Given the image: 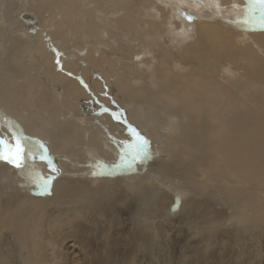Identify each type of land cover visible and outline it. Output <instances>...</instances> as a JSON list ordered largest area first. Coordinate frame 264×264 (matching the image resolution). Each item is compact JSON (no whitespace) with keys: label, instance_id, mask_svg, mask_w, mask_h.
Here are the masks:
<instances>
[{"label":"bare ground","instance_id":"1","mask_svg":"<svg viewBox=\"0 0 264 264\" xmlns=\"http://www.w3.org/2000/svg\"><path fill=\"white\" fill-rule=\"evenodd\" d=\"M169 1L0 0V138L10 141L13 136H18L25 144L36 146L34 155H25L21 168L0 160V192L3 197L16 200L29 192L34 193L35 198L43 196V185L51 180L52 195L43 199L53 205L59 204L69 197V193L81 191V188L89 190L88 181H76L80 182L76 184L67 180V174H74L69 171L64 174L67 167L84 166L87 162L116 164L118 159L128 156L127 144L135 139L137 132L150 141L149 155L167 144L172 149L174 140L164 139L167 133L165 128L161 130V126L165 123L166 127L181 125L188 118L187 123L191 126L185 134L179 133L180 139L175 143L183 146L181 140H185L187 146L189 138L197 140L199 161L203 163L202 174L210 182L212 180L214 188L218 186L214 195L216 191H222L230 196L234 210L229 219L216 206L217 198L213 196L207 202H211L218 212L196 204L193 198L181 204V211L189 218L197 214L202 219L210 217L228 223L232 226L228 232L234 231L235 237L239 236L240 230L231 222L239 219L243 222L241 237L250 243L256 240L251 231L264 226V36L258 37V45L254 44L257 37L253 36V43L241 48L233 29L206 20L208 15L190 27L181 21L180 7L176 6L172 12ZM172 1L185 4L190 0ZM205 2L206 8L216 16L238 6L246 15V23L247 19L257 20L255 13L258 11L255 12V6L247 8L246 0ZM107 12L111 14H105ZM29 15L35 19L30 29L24 22ZM237 21L241 28L248 26L243 20ZM121 24L123 27H119ZM107 25L114 27L110 29ZM160 42L164 45L174 43L172 47L176 48L160 47ZM255 46H259L260 52ZM155 47L161 51L156 59L150 52ZM142 48L149 50L145 62L137 57V51ZM193 49L199 54L192 59L185 58L186 52ZM176 60L191 65L194 75L179 78L173 74L174 67L169 61ZM156 63L160 70L163 66L169 67L167 73L153 70ZM219 69L232 81L236 79L253 85L255 94L248 100L234 97L224 86V79L216 75ZM237 75L244 76L247 81L238 80L241 77L237 78ZM164 78L170 79L172 87ZM201 82H205L211 91L202 92L198 87L189 89V86ZM207 93L209 95H205ZM179 152L178 155L182 156L183 153ZM164 156V166L159 165L161 162L156 165L155 162L138 161L135 167L129 166L130 171L139 172L138 169L145 165L152 172L162 168L166 174L171 173L169 177L173 178V183L181 184L173 175L180 174L181 163L166 161ZM188 158L191 156L184 158L187 163ZM153 165H156V171ZM92 170L87 168L79 175L87 176L88 180L108 179L101 172ZM113 176L111 174L109 178L114 179ZM128 190H138L144 202L152 204L155 213L163 214L167 229L171 228L167 219L169 198L143 187L128 185ZM244 209L248 213L257 212L258 221L249 219L244 222L247 218ZM17 228L21 233L24 226L21 224ZM169 242L157 240L156 259L140 256L138 264H191L179 258V252L184 247H193L196 240L179 244ZM68 248L72 254V249H79L73 244H68ZM78 252L83 264H91L81 249ZM246 255L251 263V255Z\"/></svg>","mask_w":264,"mask_h":264},{"label":"rangeland","instance_id":"2","mask_svg":"<svg viewBox=\"0 0 264 264\" xmlns=\"http://www.w3.org/2000/svg\"><path fill=\"white\" fill-rule=\"evenodd\" d=\"M169 2L172 12L176 10V6L180 7L181 21L188 23L190 27H194L198 21H201L205 15H208L207 17L209 19L206 20H212L223 27L233 29L234 34L239 37V39H237V44L241 48L248 43H253V39L255 37H257V40H255L256 43L254 44L258 45V37L264 36V19L261 18L260 9L256 6L255 12L258 11L255 13L257 20H253L252 18L251 20L247 19L249 24H246L248 26L241 28L242 25L237 23L239 22L237 20H243L245 22L246 19V15L241 13V7L237 6L236 8L233 7L234 9L231 8L224 10L222 16L221 14L216 16L210 8H206V4H204L206 3L205 0H190L189 2H185V4L181 3V1L173 2L171 0ZM236 9L238 10L236 11ZM112 13L115 14V12ZM116 13L119 14L120 12L117 11ZM93 14L96 16L95 13ZM105 14L111 13L107 12ZM189 16L193 17L191 21L188 19ZM123 25L124 24H121L119 27H123ZM111 27L110 25H107V28L111 29ZM250 28H252V30ZM250 31H253L252 34ZM193 44L198 43L193 41ZM174 45V43L164 45L160 42V47L166 46L169 48ZM172 48L175 49L176 47ZM258 48L259 46H255V50L260 52ZM148 52L149 50L146 48H142L137 51L138 60H141V62L147 61V57L149 55ZM150 52L152 53V57H155V59L161 53L157 47ZM198 54L199 52L196 49H193L186 52L185 58L192 59V56L195 57ZM169 62L170 66L172 65L174 67L172 73L176 76H180L179 78H185L186 76L194 73H191L193 70L191 65H184L182 60ZM158 66L159 64L156 63L152 69L155 71L158 70L162 74L167 73L166 70L169 67L163 66L164 70L162 68L160 70ZM37 72L38 69H36L35 73ZM156 73L155 75L158 77V72ZM223 73V70L219 69L217 70L216 75H219L222 79H224L222 81L224 86L231 94H233L234 97L248 100L255 94L254 92H256V88L253 85L237 82L236 79H233L232 81L229 79L228 75L225 76L226 74ZM29 75H33V73H30ZM219 76H217V78H220ZM172 77L174 76L172 75ZM239 77H241V79L238 80L247 81L244 76L237 75V78ZM164 80L166 83H170L169 85L172 87V83L169 81V78H164ZM1 82L2 81L0 80V83ZM194 87H198V89H201L202 92L203 90L211 91L205 82H201L193 87L189 86V89ZM205 95H209V93ZM187 119L188 118H186L181 125L171 124L170 127H166L167 123L162 125L161 130L165 128V132L167 133V135H164V139L167 141L174 140V143H172L173 148L171 149V146L167 144V146L157 148L156 151L152 152L149 155V159L142 160V162L146 164L155 162L157 163L156 165H158V162H161L159 165L164 166L166 162L162 159V155L165 154L166 156H164V159L166 161H174L175 163L179 161L178 163H181L178 168V172H180V174L173 175L177 181H181V184L173 183L171 180L173 178L169 177L171 173L166 174V171L162 168H159L158 172H152V168H150L151 171H149L145 165L144 168L138 169L139 172H131V167H135L136 164L135 162H131L130 159L127 158L128 156L126 157L125 154H123L125 158L118 159L116 164L109 165V162H101L97 165L95 163L87 162L84 164L85 167L78 165L77 167H72L71 169L67 167L66 170L63 171L64 174H66V171L74 173L67 174V180L76 184L80 183L76 181H88L87 185L89 190L85 191L81 188V191H78L80 193H74L75 191L72 192V194L69 193L70 198L68 197L66 200H63L61 203L56 205H53L52 203L50 204L44 200L45 197L46 199L50 198L52 192H50L49 195L44 194V197L42 195H37V198L40 200H37V198H35V194L30 192L24 196L25 199L22 197L16 200L13 197L5 198L0 192V264H83L80 252H78L80 249L84 257H87V262H91V264H138L140 256L156 259L155 242L157 240L163 242L170 241L169 243L171 244H179L182 241L193 242L196 240V244L193 247H184L183 249H180L179 252V258L188 260V263L191 264H264V226H259V228L253 230V232L251 231V233H254L256 236V240L251 243L253 244L254 242H257V245H252L249 241L245 240L246 238L241 237L240 233L243 234L241 231L243 229V222L239 219L237 222L234 220L231 222L233 224L235 223V229L240 230L239 236L235 237V234H233L234 231L231 230L228 232V230L232 227L228 223H224L219 220L217 221L216 219L211 220L210 217L202 219L200 215L196 216L197 214L193 215L196 218L193 216L189 218L186 214L184 215L183 210L181 211V204L186 200L190 202L193 198L196 204H201L211 212H218L216 208L211 206V202H207L211 201L213 196H216L217 198V200H215L216 206L223 213L227 214L229 219L232 218L234 210L233 200L230 196L224 192L222 193V191H216L215 193L217 194L214 195L213 191L216 190L218 186L214 188L215 186H213L212 180L210 182V180L208 178L206 179L205 175L202 174L203 163L199 161L200 150L197 140L194 137L189 138L187 140V146H185V140H181L183 142V146L175 143V140L180 139L179 133L185 134L186 129L191 126L187 123ZM35 139L40 140L36 137ZM186 150L188 152H186ZM179 151L183 153L182 156L178 155ZM187 156H191V159L188 158V163L184 160ZM126 158L129 162H127ZM156 165L152 166L153 170L156 169ZM87 168L91 170L95 169L97 172H101L103 176L108 179L88 180L87 176L79 175L82 174V172H85ZM111 174L114 175V179L109 178ZM118 177L120 180H124L125 182H118ZM128 185L133 187H143L144 190H151L157 195L161 194L160 196L169 198L170 207L167 219L171 223V228L167 229L163 214L155 213L152 204L147 203L148 201L144 202L145 199L139 196L140 194L138 190L126 191ZM149 186L150 189H148ZM23 191L25 190L23 189ZM72 196H74V199H72ZM35 201L37 202L34 204ZM69 202L74 204L71 205ZM59 206L61 209L58 208ZM64 213L68 218L65 217ZM243 214L247 217L244 222L249 219L258 221L256 215L257 212L254 210L248 213L244 209ZM141 219L143 221H141ZM53 220L56 221L54 222ZM58 221L60 225L57 223ZM259 223L262 224L261 222ZM21 224L24 226V232L22 231L23 233H19V228H17V226ZM48 234L50 237H48ZM11 236L13 238H11ZM68 244H73L74 246L79 247V249H72L74 250V253L72 254L73 251L68 248ZM246 253L251 255V263L246 259ZM254 253H256V255H253Z\"/></svg>","mask_w":264,"mask_h":264},{"label":"snow or ice","instance_id":"3","mask_svg":"<svg viewBox=\"0 0 264 264\" xmlns=\"http://www.w3.org/2000/svg\"><path fill=\"white\" fill-rule=\"evenodd\" d=\"M247 7L256 6L260 9L261 18L264 19V0H246ZM189 21L193 17H188ZM247 21H245L246 23ZM59 64V60H57ZM35 147L25 144L24 140L18 136H13L10 141L0 138V160L11 164L15 168H21L25 160V155H34ZM150 141L144 138L139 132L136 133L135 139L130 140L127 144L128 159L131 162L142 161L149 156ZM123 155V154H122ZM51 180H47L43 185V192H50Z\"/></svg>","mask_w":264,"mask_h":264},{"label":"water","instance_id":"4","mask_svg":"<svg viewBox=\"0 0 264 264\" xmlns=\"http://www.w3.org/2000/svg\"><path fill=\"white\" fill-rule=\"evenodd\" d=\"M30 17V18H29ZM29 17L26 18V20H24L25 24L28 26V28L30 29L33 25V23L35 22V19L29 15Z\"/></svg>","mask_w":264,"mask_h":264}]
</instances>
